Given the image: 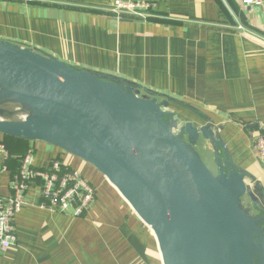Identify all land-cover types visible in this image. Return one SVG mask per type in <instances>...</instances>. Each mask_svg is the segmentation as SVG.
Returning a JSON list of instances; mask_svg holds the SVG:
<instances>
[{"label": "crops", "instance_id": "crops-1", "mask_svg": "<svg viewBox=\"0 0 264 264\" xmlns=\"http://www.w3.org/2000/svg\"><path fill=\"white\" fill-rule=\"evenodd\" d=\"M125 1L154 7L138 19L116 18L108 11L112 0H0V41L170 99L182 122L213 127L264 201V162L253 148L256 124L264 122V0L250 7L240 0ZM25 142L35 150L37 169L64 154ZM9 145L12 154L0 156L7 168L0 174L3 196L26 146ZM197 148L214 163L208 142ZM86 179L95 197L80 218L51 210L35 187L28 190V205L13 221L16 243L0 251V264H161L152 232L118 192L92 167Z\"/></svg>", "mask_w": 264, "mask_h": 264}, {"label": "water", "instance_id": "water-1", "mask_svg": "<svg viewBox=\"0 0 264 264\" xmlns=\"http://www.w3.org/2000/svg\"><path fill=\"white\" fill-rule=\"evenodd\" d=\"M170 102L0 41V135L95 169L150 229L161 264H264L263 199L213 127L182 122ZM202 142L216 174L195 150Z\"/></svg>", "mask_w": 264, "mask_h": 264}, {"label": "built area", "instance_id": "built-area-1", "mask_svg": "<svg viewBox=\"0 0 264 264\" xmlns=\"http://www.w3.org/2000/svg\"><path fill=\"white\" fill-rule=\"evenodd\" d=\"M245 7L260 6L262 0H240ZM154 7L153 2L112 0L108 11L120 18L122 16L146 19ZM260 133L255 137L253 148L260 162H264V122L256 124ZM72 157L68 154H64ZM0 156L8 158V152L0 142ZM35 150L29 147L19 161L17 174L13 175L8 184V194H0V251L5 252L15 245L16 236L13 228L15 216L23 206L28 205V190L35 187L38 196L46 200L48 208L60 213H68L74 218L82 217L94 201L95 189L87 179L63 161V158L52 160L44 169L34 166ZM73 158V157H72ZM1 163L0 174L6 172ZM42 204L40 208L45 207Z\"/></svg>", "mask_w": 264, "mask_h": 264}, {"label": "rangeland", "instance_id": "rangeland-1", "mask_svg": "<svg viewBox=\"0 0 264 264\" xmlns=\"http://www.w3.org/2000/svg\"><path fill=\"white\" fill-rule=\"evenodd\" d=\"M17 118H20V116H17ZM196 152L200 155L202 161L205 163V165L208 167V169L216 174V167L215 164L212 163L209 159H207L203 153V151H201L200 149H198L197 147H195ZM208 154V153H207ZM63 161L66 163H69V166L78 171L80 173V175L86 179V175L88 174V170L91 168L90 166H88L87 164H85L84 162L76 159V158H72L69 157L67 155H62ZM99 174V173H98ZM245 207L250 209V205L247 202H244ZM252 212V209H250Z\"/></svg>", "mask_w": 264, "mask_h": 264}, {"label": "trees", "instance_id": "trees-1", "mask_svg": "<svg viewBox=\"0 0 264 264\" xmlns=\"http://www.w3.org/2000/svg\"><path fill=\"white\" fill-rule=\"evenodd\" d=\"M9 140H14V141L20 142V143L25 144V145L27 144V142H25L23 140H18V139H15V138H11V137L4 136V142H3V144L6 145L5 147L8 150V152H10V154H12V151H14V150H12V148L10 147ZM29 147L30 146H27L26 145L25 148H24V150L20 151V155L19 156L22 157L26 153V151L28 150ZM21 157H20V159H21Z\"/></svg>", "mask_w": 264, "mask_h": 264}, {"label": "bare ground", "instance_id": "bare-ground-1", "mask_svg": "<svg viewBox=\"0 0 264 264\" xmlns=\"http://www.w3.org/2000/svg\"><path fill=\"white\" fill-rule=\"evenodd\" d=\"M183 184L186 186L187 185V182L185 179H183Z\"/></svg>", "mask_w": 264, "mask_h": 264}]
</instances>
